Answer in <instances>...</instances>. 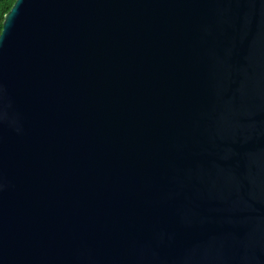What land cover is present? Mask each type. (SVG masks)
Instances as JSON below:
<instances>
[{
	"label": "water",
	"instance_id": "95a60500",
	"mask_svg": "<svg viewBox=\"0 0 264 264\" xmlns=\"http://www.w3.org/2000/svg\"><path fill=\"white\" fill-rule=\"evenodd\" d=\"M0 264H264V0H16Z\"/></svg>",
	"mask_w": 264,
	"mask_h": 264
},
{
	"label": "trees",
	"instance_id": "16d2710c",
	"mask_svg": "<svg viewBox=\"0 0 264 264\" xmlns=\"http://www.w3.org/2000/svg\"><path fill=\"white\" fill-rule=\"evenodd\" d=\"M15 1L16 0H0V33L3 28L5 15L9 12Z\"/></svg>",
	"mask_w": 264,
	"mask_h": 264
}]
</instances>
